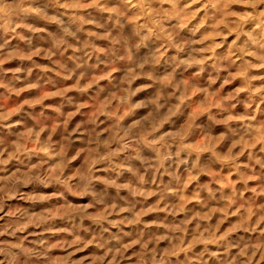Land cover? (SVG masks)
Listing matches in <instances>:
<instances>
[{"label":"clouds","instance_id":"obj_1","mask_svg":"<svg viewBox=\"0 0 264 264\" xmlns=\"http://www.w3.org/2000/svg\"><path fill=\"white\" fill-rule=\"evenodd\" d=\"M0 264H264V0H0Z\"/></svg>","mask_w":264,"mask_h":264}]
</instances>
